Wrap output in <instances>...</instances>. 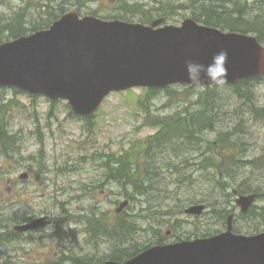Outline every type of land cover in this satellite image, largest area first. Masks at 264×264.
Listing matches in <instances>:
<instances>
[{"label": "rangeland", "instance_id": "obj_1", "mask_svg": "<svg viewBox=\"0 0 264 264\" xmlns=\"http://www.w3.org/2000/svg\"><path fill=\"white\" fill-rule=\"evenodd\" d=\"M64 1L0 0V16H8L24 7L27 13L26 27H28L29 23L40 20L45 5L56 7L63 3L67 9L66 12L79 9L77 12L82 17L93 14L106 20H114V18L120 20L119 18L123 17L132 23H139L137 18L126 16L119 10L116 0L87 1L76 7L72 6L76 0ZM136 1L147 5L152 4L151 0ZM247 1H236L239 2L233 8L236 13L242 14V17L249 22L253 16L263 18L264 0H255L254 5L252 0ZM215 5L207 3V7H215ZM191 16L190 10L180 11L179 16L173 17L168 25H179L184 18ZM214 17L215 15L212 14L211 20L218 21ZM173 89L174 94L171 97L169 92L160 91L151 93L149 100H144L147 90L142 88L125 91V93H113L104 100L100 110L88 122L69 115L70 109L63 101H55V105L51 107L50 101L45 97L33 99L20 91L14 94L11 89L0 92L5 104L11 101V110L7 114L10 122L9 129L19 140L16 146L18 154L11 161L0 155V226L3 225L0 227V235L10 228L7 222L9 218L25 212L33 215L34 219L50 217L53 221L48 227L26 233L21 242L14 244L4 242L0 247V264L6 261L11 264H70L85 255L89 256L88 258L93 257L94 260L101 259L105 255V246L100 244L95 247L96 243L88 239L84 231L85 222L81 220L84 214L95 212L105 213L107 220L111 223L115 219H122L125 222L135 220L140 227L148 229L135 236L133 242L125 240L123 243L130 242V245H150L156 233L153 231L156 230L162 231V236L167 240L165 243L177 241L176 238L182 240L193 238V233L201 236L202 233L210 232L213 235L225 230V225L212 218L210 214L214 206L213 201L220 198V195L217 193L209 195L211 191L205 187L182 186L180 189L177 187L176 190L172 186L169 187L167 192L170 194V199L163 202L161 200L163 194L160 193L159 200L151 204L160 213L148 212L150 217L155 218L154 221H149L144 220L143 216L146 213L144 208L147 206L144 202L151 197L150 194L141 190L137 191L136 187L139 188V185L134 186L129 182L127 193L132 194L136 200H128V207L123 213L117 215L115 211L118 209V204L124 201L119 195L120 187L118 183H114L113 179L107 177L100 163L93 160L96 153H120L122 150L130 149L131 146L137 148L139 142L149 139L150 135L156 131L144 124L148 113L150 117L161 118L185 113L184 109L194 111L198 93L193 90L190 95H186L184 86ZM251 90L258 98L257 104L261 105L260 98L264 94V86L256 85ZM243 104L244 99L224 95L217 104L220 106V112L217 115L221 120L220 124L217 125L216 133L205 134V138H228L230 142L231 137H228L227 130H231L236 123L242 121L245 133L238 138V143L243 146L242 149L247 156L245 159H253L264 154V121L257 117L253 118ZM238 107L243 109L232 112ZM23 172L28 175V178L21 181L19 176ZM161 173L164 177L165 170ZM236 178L232 185L233 189L242 185V189L256 190L261 197H258L255 206L264 205V168L243 169ZM173 194L176 199L181 200L192 197L195 202H198L202 199V203L207 206L201 217H188L183 212L177 214L175 219L184 222L180 221L176 232L165 225L169 217L162 215L175 204L172 199ZM230 199L232 201L229 204L224 203L220 207L226 205L228 210L235 208V197ZM178 204L183 206L182 211L190 206L186 201ZM236 212L238 208H235L234 213ZM171 219L173 222L174 217L171 216ZM234 225L239 234L245 236L255 234L256 231H264L262 217L251 221L236 218ZM58 229L64 232L61 240L55 235L56 232L59 233ZM167 231L170 233L166 235Z\"/></svg>", "mask_w": 264, "mask_h": 264}, {"label": "water", "instance_id": "obj_2", "mask_svg": "<svg viewBox=\"0 0 264 264\" xmlns=\"http://www.w3.org/2000/svg\"><path fill=\"white\" fill-rule=\"evenodd\" d=\"M161 23L143 26L66 13L48 29L0 44V88L62 100L76 116L90 117L113 92L191 86L185 61L208 64L220 51L227 53V84L264 75V47L254 36L223 33L190 18L180 26ZM26 177L23 173L20 179ZM254 199L253 194L239 195L235 201L246 213ZM126 205L120 204L118 211ZM204 209L200 204L184 213L201 216ZM232 218L225 232L213 237L155 245L128 261L104 264H264V232L234 235ZM51 222L41 217L14 229L37 230Z\"/></svg>", "mask_w": 264, "mask_h": 264}, {"label": "trees", "instance_id": "obj_3", "mask_svg": "<svg viewBox=\"0 0 264 264\" xmlns=\"http://www.w3.org/2000/svg\"><path fill=\"white\" fill-rule=\"evenodd\" d=\"M95 2L96 0H76L73 7L85 4V2ZM152 4L147 5L136 0H116V6L119 10L129 17H135L138 22L146 25L157 19H162L164 24H168L173 17H178L180 11L190 10L191 17H193L198 23L202 25L211 26L214 28H220L223 31H231L236 33L253 34L256 36L259 43L264 45V17L253 16L249 21H246L242 14L236 13L234 6L238 3V0H151ZM247 1V0H245ZM63 2H65L63 0ZM207 3L215 5V7H207ZM255 0H252L254 5ZM248 4V1H247ZM40 7V6H39ZM40 20L37 22L29 23L28 27L26 16L27 13L23 8L17 9L16 12L9 14L8 16H0V44L9 40H16L21 36H27L29 33L47 29L52 23L59 19L67 9L63 3L56 7L44 6ZM210 8V9H209ZM216 8V9H215ZM214 9V10H213ZM79 11V9H77ZM244 12L243 10H241ZM240 11V12H241ZM245 13V12H244ZM215 15V19L218 21H212L210 16ZM94 15V14H93ZM116 19V18H114ZM118 19V18H117ZM121 21H128L125 18H119ZM219 21H225L223 24ZM257 86H264V77H256L253 79L242 80L237 85L223 86V88L208 87L204 91L198 93L196 104H194V111H186L185 113L175 114L170 117H150L149 113L144 120V124L147 127L155 129V133L150 135L149 139L142 140L137 145V148L131 146L130 149L122 150L120 153H96L93 160L97 162H103L102 168L106 172L107 177L114 180V183H118L119 195L125 200L135 201L136 199L132 194H128L129 182L131 184L139 185L136 187L137 191H145L150 194V198L146 200L144 220L154 221L155 218L150 217L148 212L157 214L160 212L154 209L153 201L159 200L160 193L163 194L161 200L170 199V194L167 189L172 186L174 190L177 187L180 189L182 186L187 188H202L210 190L212 193L219 194L220 198L213 201V208L210 211L212 218L217 219L222 225L225 224V220L230 214L229 208H226L225 204H229L234 196L233 191L239 194L247 195L248 193H255L257 197L261 194L256 190L247 188L242 189V185H239L233 189V183L237 179L236 177L241 170L249 168L251 170H257L264 168V154L253 159H245L246 154L242 149V144L238 143V138L245 133L243 131L242 121H239L232 127L231 130H227L228 137H231L229 142L226 138L221 139H208L205 138V134L216 133L217 125L220 124L218 119L220 106L217 104L219 100L223 99V96L234 97L236 99L243 100V107H247V112L255 118H260L264 121V94L260 98L261 105L257 104L258 98L253 94L252 88ZM4 89H0L2 92ZM186 95L191 94L194 89L191 87H184ZM16 94L17 90L11 89ZM170 97L174 94V89H170ZM158 93L156 90H147L145 93V99L149 100L150 94ZM35 97H33L34 99ZM55 104L51 103V107ZM11 101L7 104L0 96V155L5 157L9 161L18 154L16 146L19 140L13 135L9 129V119L7 117L8 111L11 110ZM68 108V107H67ZM238 109L232 112L239 111ZM231 112V114H232ZM69 115H73L70 111ZM226 114V113H224ZM91 120L87 119L86 122ZM233 141V142H232ZM191 163V164H189ZM189 165V166H188ZM163 170H165V176L162 177ZM194 170V171H193ZM176 178V179H175ZM172 182H171V181ZM173 191V190H172ZM157 193V194H156ZM261 197V196H260ZM259 197V198H260ZM173 201L175 202L171 208L166 210L162 215L168 216L165 225L169 226L172 231L176 232L178 224L183 220L175 219L177 214H181L183 206L178 203L186 201L188 205L202 203V199L195 202L192 197L181 200L176 199L173 194ZM222 200V201H219ZM211 205V204H208ZM169 206V205H168ZM22 208L24 206L22 205ZM154 212V213H153ZM171 216L174 217L172 222ZM116 217V216H115ZM262 217L264 220V205L253 206L248 211L247 215H237V219L251 221ZM34 216L29 212L19 214L9 218L7 220L10 228L4 231L0 237V247L4 242L8 244H14L15 242H21L25 236L24 234L13 232L11 227L16 224H22L26 221L33 219ZM81 220L85 222L84 231L88 236V239L97 245L103 244L105 246V255L97 260L93 257L85 255L83 258H78L72 261L70 264H102L104 261L120 262L131 259L133 256L139 254L145 248L156 244H164L167 240L162 236V231H153L154 241L150 245H138L130 242L140 232H146L148 229L139 226L137 221L125 222L122 219H115L113 223L107 220V215L101 212L84 214ZM181 221V222H180ZM170 222V224H169ZM104 223V225H101ZM3 226V225H2ZM0 226V227H2ZM253 228V227H252ZM251 228V229H252ZM152 230V229H150ZM235 233H239L237 227L234 229ZM56 236L61 240L63 237V231L58 229ZM258 232V231H256ZM193 238H202L211 236L210 232L202 233V235H194ZM190 237V236H189ZM180 240L179 238H176ZM188 239V238H186ZM125 240L130 242L125 243ZM177 240V241H178ZM190 240V239H188ZM133 242V241H132ZM63 259V258H62ZM60 259V263H62ZM3 264H11L8 261Z\"/></svg>", "mask_w": 264, "mask_h": 264}, {"label": "clouds", "instance_id": "obj_4", "mask_svg": "<svg viewBox=\"0 0 264 264\" xmlns=\"http://www.w3.org/2000/svg\"><path fill=\"white\" fill-rule=\"evenodd\" d=\"M261 59L264 62V54L261 55ZM184 67L187 82L197 93L204 91L206 86L219 89L228 83L227 53L224 51L214 54L208 64L188 59Z\"/></svg>", "mask_w": 264, "mask_h": 264}, {"label": "bare ground", "instance_id": "obj_5", "mask_svg": "<svg viewBox=\"0 0 264 264\" xmlns=\"http://www.w3.org/2000/svg\"><path fill=\"white\" fill-rule=\"evenodd\" d=\"M213 5H214V4H213ZM215 9H216V8H215ZM189 164H191V163H189ZM188 166H189V165H188ZM175 179H176V178H175ZM127 204H129L128 201H127ZM119 214H120V213H119ZM52 222H53V221H52ZM52 222H51L50 224H52ZM50 224H49V225H50ZM68 258H69V257H68ZM82 258H83V257H82ZM70 259H71V258H70Z\"/></svg>", "mask_w": 264, "mask_h": 264}]
</instances>
